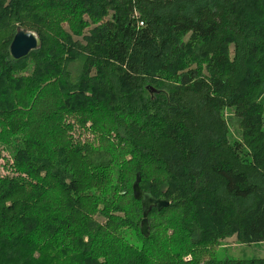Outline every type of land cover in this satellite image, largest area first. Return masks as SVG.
Returning a JSON list of instances; mask_svg holds the SVG:
<instances>
[{"label": "trees", "instance_id": "1", "mask_svg": "<svg viewBox=\"0 0 264 264\" xmlns=\"http://www.w3.org/2000/svg\"><path fill=\"white\" fill-rule=\"evenodd\" d=\"M0 152V264H264V0H0Z\"/></svg>", "mask_w": 264, "mask_h": 264}, {"label": "water", "instance_id": "2", "mask_svg": "<svg viewBox=\"0 0 264 264\" xmlns=\"http://www.w3.org/2000/svg\"><path fill=\"white\" fill-rule=\"evenodd\" d=\"M40 47L41 41L38 35L17 26L16 33L9 46V54L14 60H18L27 56L32 51L38 50ZM139 184L140 175L137 174L132 186V193L134 199L141 202L142 220L140 224V232L144 237H148V214L152 208L160 211L163 208H167L170 203L167 200L157 199L148 193H144Z\"/></svg>", "mask_w": 264, "mask_h": 264}, {"label": "rangeland", "instance_id": "3", "mask_svg": "<svg viewBox=\"0 0 264 264\" xmlns=\"http://www.w3.org/2000/svg\"><path fill=\"white\" fill-rule=\"evenodd\" d=\"M83 19L86 22L88 21V18L86 16H84ZM91 29H92V26L89 25L87 28L83 30L82 34H87ZM82 37H83L82 35L77 37V40L81 41ZM146 91L151 96L150 100H153V101L156 99V96L161 93L160 91H156V90L154 92V90H152V88H150L149 86L146 87ZM224 116H225V119L228 121L230 135L232 136V138L238 140L240 137L239 131L237 128L236 119L234 118L232 111L230 110L225 111ZM70 123H73V122L70 121ZM6 155H7L6 153L0 152V170L1 171L3 169L2 165H4V163L6 162L1 157L6 156ZM148 179L152 180L153 178L149 175ZM148 227L150 231L149 219H148ZM214 250L216 252H221L223 256L236 259V260H239V259L249 260V259H258V258L264 259V243L254 244L251 246L241 245L236 240L235 236H231L221 241L220 246L215 247Z\"/></svg>", "mask_w": 264, "mask_h": 264}, {"label": "built area", "instance_id": "4", "mask_svg": "<svg viewBox=\"0 0 264 264\" xmlns=\"http://www.w3.org/2000/svg\"><path fill=\"white\" fill-rule=\"evenodd\" d=\"M140 25H142V23H140Z\"/></svg>", "mask_w": 264, "mask_h": 264}]
</instances>
